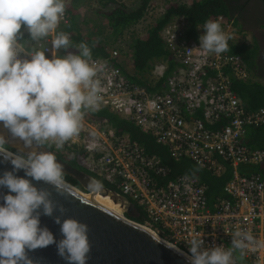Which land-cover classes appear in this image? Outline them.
<instances>
[{"label": "built area", "instance_id": "2783aa9c", "mask_svg": "<svg viewBox=\"0 0 264 264\" xmlns=\"http://www.w3.org/2000/svg\"><path fill=\"white\" fill-rule=\"evenodd\" d=\"M62 20L67 21L66 12ZM187 28L183 16L163 28L161 35L177 66L155 92L133 82L116 64L119 50H112L109 58L92 57L90 63L104 66L95 77L100 88L97 110L107 108L134 122L177 161L189 159L215 176L230 165L232 176L224 186L227 198L210 203L207 186L197 176L168 179L169 169L158 155L148 154L107 119L98 122L83 116L78 134L59 149L54 143L50 147L115 185L143 210L141 224L183 252L190 255L187 241L193 236L202 237L205 248H228L235 231H249L260 243L249 244L242 255L248 264H264V175L251 169L264 167V148L246 142L248 129L264 126V107L247 109L233 90L234 79L251 78L243 58L202 49L200 41L187 38ZM50 40L38 43L47 47L48 58ZM19 55L30 59L25 52ZM167 68V60L156 64L153 85ZM233 261L242 264L234 255Z\"/></svg>", "mask_w": 264, "mask_h": 264}, {"label": "clouds", "instance_id": "9594fccd", "mask_svg": "<svg viewBox=\"0 0 264 264\" xmlns=\"http://www.w3.org/2000/svg\"><path fill=\"white\" fill-rule=\"evenodd\" d=\"M65 10V0H0V129L23 142L17 151H11L0 131V162L13 166L0 175V189L8 190L0 192V264H41L28 253L51 244L66 264H87L89 259L88 225L71 216L62 218L63 204L53 200L48 188L33 183L43 182L64 194V167L50 145L63 147L80 131L84 111L99 106V80L95 77L104 66L90 63L88 43L73 45L67 33L57 31ZM22 25L35 42L28 48L18 39L23 36ZM202 29L199 47L216 54L229 50L231 36L218 20L206 19ZM49 37L51 58L45 55L47 47L36 46ZM73 47L75 52L58 54L60 49ZM21 52L30 59L21 57ZM41 146L54 152L40 150ZM21 169L23 177L14 174ZM88 186L93 192L102 188L94 179ZM57 211L60 214L54 215ZM41 215L53 218L62 238L57 240L47 226H41ZM187 243L190 255L170 245L185 256L187 264H234L236 250L242 254L249 244L260 242L251 232L237 230L228 248H205L202 237L197 236Z\"/></svg>", "mask_w": 264, "mask_h": 264}, {"label": "trees", "instance_id": "16d2710c", "mask_svg": "<svg viewBox=\"0 0 264 264\" xmlns=\"http://www.w3.org/2000/svg\"><path fill=\"white\" fill-rule=\"evenodd\" d=\"M152 0H140V3L135 8H129L125 3L117 0H106L104 2L107 5L109 2L115 3L113 8L96 11L95 15L97 19H94V23H90L88 20L80 19L77 13H73L70 7L66 6V18L67 21L61 20L57 31H64L69 35L73 45L80 42H86L91 47L92 57L109 58L111 54V47H114L116 43L123 39L128 33L130 37L125 40L128 50L122 49V59L115 60L127 74V76L135 83L142 86H148L150 91L161 90L167 77L176 68L177 63L174 58L170 57V51L168 50L165 41L161 35L163 28L173 21L175 18L183 16L187 20V38L198 40L200 36V25H203L206 19L217 17L220 15L228 16L229 11L223 0H199L193 1L192 4H186L184 2L172 3L168 5L162 15L156 19V23L148 28L146 36H140L131 31V29L137 25L146 15ZM78 0H72V7L77 6ZM23 36L18 39L20 42H24L23 46L28 48L31 44L35 43L31 40L28 31L21 26ZM131 31V32H130ZM45 40V39H44ZM42 40V41H44ZM39 43V42H38ZM38 43L36 46H38ZM229 50L227 52L240 55L248 69L253 68L249 64V57L247 54L242 53L241 47L244 44H235L228 42ZM67 51H76L75 47L72 49H60L59 55H64ZM256 54V53H255ZM254 54V56H255ZM125 56L129 57L132 71L129 72ZM253 56V57H254ZM168 61V68L164 73V76L159 79L155 85L152 79V70L156 64L161 61ZM250 71V70H249ZM233 90L243 99L247 109H256L264 107V84L259 82H252L246 80L233 81ZM83 116L90 120L102 121L107 119L117 131L121 134H128L129 138L139 142L150 155H158L164 166L169 169L168 179L174 178L177 175L188 174L191 176H197L201 182L207 186V195L209 202L213 203L218 198H227V194L224 192L225 184L231 179L232 167L227 166L226 171L220 175L215 176L207 170L194 168L191 166L189 159H183L180 161L171 157L169 150L166 146L157 143L155 137L149 133H145L135 125L134 122L121 117L120 115L111 112L107 108L100 110H85ZM256 133L251 137H246V142L249 146L254 148H264V126L259 128H252ZM60 156V155H59ZM63 158L62 156H60ZM64 159V158H63ZM71 165L81 170H84L90 174L84 166H82L76 158L68 161ZM194 163V162H192ZM253 171L261 172L264 175V167L255 166L251 168ZM95 176L94 174H92ZM106 187L120 192V190L113 184L95 176ZM65 180L72 185L83 190L82 185L74 179L72 176L65 174ZM140 211V217L129 218L143 223L145 220V214L143 210L136 204Z\"/></svg>", "mask_w": 264, "mask_h": 264}, {"label": "water", "instance_id": "95a60500", "mask_svg": "<svg viewBox=\"0 0 264 264\" xmlns=\"http://www.w3.org/2000/svg\"><path fill=\"white\" fill-rule=\"evenodd\" d=\"M0 131L5 133L9 141L8 146L16 151L22 147L23 142L13 139L7 129H0ZM40 150L54 152L47 146H41ZM55 155L62 163L64 173L76 179L82 185L83 190L66 181L64 194H59L51 185L36 181L33 183H36L38 188H48L52 192L53 200L58 204H63L65 211L62 218L71 216L88 225L91 248L87 264H187L185 256L172 248L171 243L164 241L153 231L152 233L140 222L129 218L140 217V211L133 201L106 187L92 174L74 167L56 153ZM12 167L10 162H0V175L5 170H12ZM14 174L21 177L25 175L22 169ZM93 179L102 184L100 190L93 192L89 189V182ZM7 191L6 188L0 189V192L6 193ZM88 193L110 198L115 204H119L129 217L113 212L88 197ZM0 203H3V200H0ZM57 214L60 213L58 211L54 213V215ZM40 221L41 226H47L57 240L62 238L59 231L60 226L54 222L52 217L41 215ZM28 255L40 261L41 264H66L57 254L55 244L38 248L29 252Z\"/></svg>", "mask_w": 264, "mask_h": 264}, {"label": "rangeland", "instance_id": "374dc122", "mask_svg": "<svg viewBox=\"0 0 264 264\" xmlns=\"http://www.w3.org/2000/svg\"><path fill=\"white\" fill-rule=\"evenodd\" d=\"M121 1L122 3H125L126 6L129 8H135L139 5L140 0H117ZM172 0H152L151 5L145 15V17L137 24L135 25L131 31L134 32L137 35L140 36H146L148 32V28H150L152 25L156 23V19L162 15L165 8L170 5ZM106 0H78L77 6L72 7V0H65V4L67 7H70L71 11L73 13H77L82 20H88L90 21L91 25L94 23V19H97L95 13L98 10H101L104 8V10H108L113 8V5H116L115 3L109 2L107 5L104 4ZM130 31V32H131ZM225 31V30H224ZM228 32V31H227ZM232 35V34H231ZM130 37V33H128L122 40L120 39L114 47H111L110 50H119L120 52V59L123 60L124 57H122V49L128 50L125 40H127ZM122 48V49H121ZM242 53H245L249 57V64L254 65L253 56L256 53L257 50H259V45L254 42H247L245 45L241 47ZM125 62L127 65V68L129 72L132 71L131 66L129 65L131 61L129 60L128 56H125ZM158 64V63H157ZM250 77L252 78L254 76L253 68L250 67ZM250 78V79H251ZM246 81H251V80ZM256 132L250 128L247 131L246 137L249 138L252 135H254ZM193 162V161H192ZM190 162L191 166L194 168L199 169L198 165L195 163ZM253 168V166H251ZM124 211V210H123ZM124 214L126 215V211H124ZM127 216V215H126ZM234 257L237 259L238 262L242 264H248V261L244 258V256L239 252V250H236L233 253Z\"/></svg>", "mask_w": 264, "mask_h": 264}, {"label": "crops", "instance_id": "0c3cea01", "mask_svg": "<svg viewBox=\"0 0 264 264\" xmlns=\"http://www.w3.org/2000/svg\"><path fill=\"white\" fill-rule=\"evenodd\" d=\"M193 1L199 0H172L170 3H179L184 2L186 4H192ZM228 8V16L220 15L217 17H212L211 19L218 20L221 23L223 30L226 34L231 36V39L228 42H233L235 44H244L247 42H254L259 45L260 43L255 40L253 37L259 36L262 39L261 46L264 50V21L261 18H258L252 13H255L257 5L260 4L261 9H264V0H223ZM232 3L234 6L232 8ZM255 9V10H253ZM223 19H220V17ZM203 25H200L199 31L200 35L203 32ZM228 31V32H227ZM232 34V35H231ZM197 40V39H196ZM199 41V39H198ZM260 49V46H259ZM250 70V68H249ZM254 76L250 79L252 82H259L264 84L263 74H258L257 67L253 65Z\"/></svg>", "mask_w": 264, "mask_h": 264}, {"label": "flooded vegetation", "instance_id": "af4514ba", "mask_svg": "<svg viewBox=\"0 0 264 264\" xmlns=\"http://www.w3.org/2000/svg\"><path fill=\"white\" fill-rule=\"evenodd\" d=\"M232 8L234 6V3H232ZM260 4L257 5L256 9H258L255 13H252V15L258 17V18H261L263 21H264V9H261L260 7ZM255 10V9H253ZM264 36V34H263ZM255 38V40H257L260 44V49L256 51V54L255 56L253 57V60H254V67L256 68L257 67V70H258V74H263L264 76V50H262V46H261V37L259 36H253ZM260 39V40H259ZM9 149L11 151H16L15 149L11 148L9 146Z\"/></svg>", "mask_w": 264, "mask_h": 264}, {"label": "bare ground", "instance_id": "6f19581e", "mask_svg": "<svg viewBox=\"0 0 264 264\" xmlns=\"http://www.w3.org/2000/svg\"><path fill=\"white\" fill-rule=\"evenodd\" d=\"M87 196L90 197V198H92V199H94L98 203L104 205L105 207L109 208L113 212L125 216L124 211H123V208H121L119 204H115L110 198H103V197H100V196H97V195H94V194H91V193H88ZM146 228L148 230H150L151 232L153 231L155 233V235H158L159 237L163 238L160 234H158L154 230L149 229L148 227H146ZM164 241H165V239H164Z\"/></svg>", "mask_w": 264, "mask_h": 264}]
</instances>
